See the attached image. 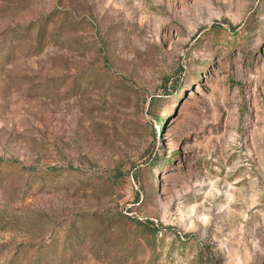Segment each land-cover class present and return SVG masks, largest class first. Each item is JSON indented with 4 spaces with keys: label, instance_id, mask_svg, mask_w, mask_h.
I'll list each match as a JSON object with an SVG mask.
<instances>
[{
    "label": "rangeland",
    "instance_id": "374dc122",
    "mask_svg": "<svg viewBox=\"0 0 264 264\" xmlns=\"http://www.w3.org/2000/svg\"><path fill=\"white\" fill-rule=\"evenodd\" d=\"M0 264H264V0H0Z\"/></svg>",
    "mask_w": 264,
    "mask_h": 264
}]
</instances>
